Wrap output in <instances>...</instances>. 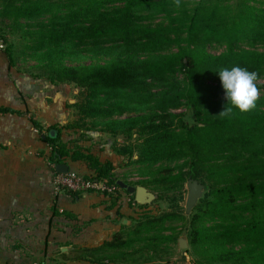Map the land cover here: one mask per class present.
I'll list each match as a JSON object with an SVG mask.
<instances>
[{"label":"trees","instance_id":"16d2710c","mask_svg":"<svg viewBox=\"0 0 264 264\" xmlns=\"http://www.w3.org/2000/svg\"><path fill=\"white\" fill-rule=\"evenodd\" d=\"M0 25L9 64L17 39L34 77L79 88L69 105L75 120L41 135L49 163L81 160L94 179L113 183L112 163L69 150L60 134L76 127L120 138L117 153L137 157L136 184L169 207L137 211L110 241L80 248L82 259L157 264L172 254L183 222L193 264H264V96L248 111L229 103L230 116L218 115L227 104L219 69L255 71V83L264 76V0H0ZM80 53L109 58L64 63ZM189 178L204 190L186 215Z\"/></svg>","mask_w":264,"mask_h":264},{"label":"crops","instance_id":"0c3cea01","mask_svg":"<svg viewBox=\"0 0 264 264\" xmlns=\"http://www.w3.org/2000/svg\"><path fill=\"white\" fill-rule=\"evenodd\" d=\"M17 41L12 65L0 49V107L13 111L0 112V264H126L93 262L79 256L80 248L100 246L122 225L130 226L138 209L123 190L112 196L100 192L52 194L50 181L55 170L48 161L50 147L41 135L48 126L75 120V111L69 106L75 102V94L71 85H53L34 77L29 68L33 62L22 61ZM60 137L69 150L82 148L100 161L112 163L115 176L123 180L136 174L130 166L118 164L127 159L116 151L120 138L76 127L62 129ZM66 164L69 172L94 174L81 160H67ZM123 219L129 223H122Z\"/></svg>","mask_w":264,"mask_h":264},{"label":"rangeland","instance_id":"374dc122","mask_svg":"<svg viewBox=\"0 0 264 264\" xmlns=\"http://www.w3.org/2000/svg\"><path fill=\"white\" fill-rule=\"evenodd\" d=\"M8 34H9L8 37L10 39H12L13 35L10 34V33H8ZM208 50L211 53H218L221 50V48L210 47ZM108 58L109 57H106V56L90 57L89 55H87L85 53H80L77 56L64 59V63L66 65H86V64L101 63V62L107 60ZM256 84L259 85V87H257L258 88V92H259V96L258 97L264 96V76L262 78H260L256 82ZM72 100H74V99H72ZM128 115H132V114H128ZM184 119L187 122L190 123V122L193 121V116L192 115H186L184 117ZM136 158L137 157L132 158V159H125L123 161L118 162V164H119V166H123V167L130 166V168H132L135 171V169L138 166V164L134 162ZM148 189L150 191L154 192L157 195V192H155L154 190H152V187H148ZM186 194H187V189H186V184H185L184 185V192H183V199L180 201V205L184 209H185ZM135 207L138 209L139 205H138V207L135 205ZM168 208L169 207H168V205L166 203H164L162 201L155 200L151 204L145 205L142 208H139V211L138 212L139 213L145 212V213H149V214H160L161 212H164L166 210H169ZM188 214H186V215H188ZM186 220H188V217H187ZM186 225H187V221H186ZM177 226H178V230L181 232V234H179V237L180 236H185V238L187 240V243H188V239H187V236L185 234L183 222H179V224H177ZM187 249H189V244H188V247L185 250H187ZM146 255L147 254H145V253L142 254L143 258L146 257ZM139 256L140 255H136L134 258H138L139 259ZM159 258H161V260H158V263L157 264H166V263H164V262H166V260H171L173 262H179V264H193V262L198 259V256L195 255V254H193L192 252L185 253L184 250H180L178 248L177 243H176L175 246H173V252H172L171 255L161 254ZM202 264H209V262L204 261V262H202ZM216 264H222V263H216Z\"/></svg>","mask_w":264,"mask_h":264},{"label":"clouds","instance_id":"9594fccd","mask_svg":"<svg viewBox=\"0 0 264 264\" xmlns=\"http://www.w3.org/2000/svg\"><path fill=\"white\" fill-rule=\"evenodd\" d=\"M222 88L225 90L227 100L226 106L219 112L221 117H229L232 107H237L240 111H248L255 107V101L259 96L258 88L255 83L257 73L249 71L240 66L231 68H221L218 70Z\"/></svg>","mask_w":264,"mask_h":264},{"label":"built area","instance_id":"2783aa9c","mask_svg":"<svg viewBox=\"0 0 264 264\" xmlns=\"http://www.w3.org/2000/svg\"><path fill=\"white\" fill-rule=\"evenodd\" d=\"M4 48L3 42L0 40V49ZM54 169V165L50 164ZM123 180L118 175L115 176L113 183H107L105 178L94 179L93 176H81L75 172L58 173L53 172L50 181L51 192L54 196H57L64 192H100L107 196L115 195L122 190L117 185V180ZM137 174H132L129 178H126L127 183L132 184L135 180H138ZM134 205L136 203L132 201ZM136 208V207H135Z\"/></svg>","mask_w":264,"mask_h":264},{"label":"water","instance_id":"95a60500","mask_svg":"<svg viewBox=\"0 0 264 264\" xmlns=\"http://www.w3.org/2000/svg\"><path fill=\"white\" fill-rule=\"evenodd\" d=\"M71 91L73 94H77L79 88L73 87ZM71 102L73 103L74 100H71ZM54 170L58 173H66L68 172V165L63 163L56 164L54 166ZM116 183L126 194L133 196V201L137 205H149L157 199V195L143 185H133L121 179L117 180ZM186 189L187 194L185 199V213L188 214L201 197L204 190V185L195 179L189 178L186 181ZM122 223L128 224L129 221L127 219H123ZM177 246L180 250H185L188 247L185 236L178 237Z\"/></svg>","mask_w":264,"mask_h":264},{"label":"flooded vegetation","instance_id":"af4514ba","mask_svg":"<svg viewBox=\"0 0 264 264\" xmlns=\"http://www.w3.org/2000/svg\"><path fill=\"white\" fill-rule=\"evenodd\" d=\"M132 202V201H131ZM134 210H136V209H134ZM138 211H139V207H138Z\"/></svg>","mask_w":264,"mask_h":264}]
</instances>
